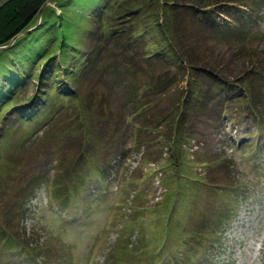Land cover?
Segmentation results:
<instances>
[{
	"label": "rangeland",
	"instance_id": "rangeland-1",
	"mask_svg": "<svg viewBox=\"0 0 264 264\" xmlns=\"http://www.w3.org/2000/svg\"><path fill=\"white\" fill-rule=\"evenodd\" d=\"M16 1L0 0V37ZM207 2L48 0L0 45V264L261 258L264 75L260 102L238 86L264 59V0ZM213 64L231 85L200 93L193 70ZM172 142L177 165L154 171Z\"/></svg>",
	"mask_w": 264,
	"mask_h": 264
},
{
	"label": "trees",
	"instance_id": "trees-1",
	"mask_svg": "<svg viewBox=\"0 0 264 264\" xmlns=\"http://www.w3.org/2000/svg\"><path fill=\"white\" fill-rule=\"evenodd\" d=\"M47 1L48 0H17L16 6H15V11L12 13L13 16L12 15L10 16L11 17L10 19L12 20V22L9 25V27L4 30V32L6 30H9V31L7 34H4L2 37H0V45L9 43L12 38H14L19 33L23 32V30H25L29 25H31L34 22V20L39 16L40 10L42 9L43 5L47 3ZM187 1L194 3L195 1L201 2L202 0H187ZM207 1H208L207 4L210 5L212 3H220V2H227V1L229 2L231 0H207ZM11 3H12V1H11ZM189 47L190 46H187V45L185 46V44H183V47H182L183 50L182 51L186 52L185 48H189ZM237 49H238L237 50L238 53L243 52L242 49H239V48H237ZM262 52L264 53L263 49H262ZM195 53H197V51H195ZM256 61H258V62H256ZM212 66L213 67H211V68H210V66H205L203 69L206 71H204V72H202V71L198 72V71H196L197 69L193 70V74L197 75V77H199L202 80V82H199V83H203L202 87L197 88V89H199L200 93H210L207 90L208 89L207 88V84H208L207 78H211V80H210L211 82L215 81V83H216L215 87H218L217 92H219L221 89H226L231 85L230 82H228V81L226 82V77L224 78V74L227 72H225V70H221L222 71L221 73L217 72L215 69L217 68L218 65L213 64ZM253 66L256 68V69L254 68L255 70L254 69H251L250 71L248 70L250 75L253 72L252 73L253 76L250 77L249 79L247 78L246 80L248 82H243L244 83L243 86H238V87H240L242 90H244L247 93H254V95L251 97V102L253 104H255L256 101L260 102V100H259L260 98H256V97H258L256 95V93L258 90V87H257L258 80L260 81L258 76L260 77V76L264 75V59L262 58V59L254 60ZM53 69H55V68H53ZM248 71H246V72H248ZM240 75H242V74L238 75V79H239V81H242V78L240 77ZM189 89H192V87L190 86ZM194 90H196V88H194ZM138 100H141V98L138 97L136 99V97H135V101H134L135 103L133 102L129 106V109H131L129 120L131 122H135L137 117L142 112L145 111L144 110L145 106H143L144 104L138 103ZM185 106H187V105H186L185 101H183L181 103L180 107L177 108L178 112L175 111L174 114H178V116H180L182 114V110L183 111L186 110ZM75 114H77V113H75ZM170 114L171 113L168 114L167 118L170 117ZM175 117L172 118L174 121H175ZM20 118L24 121L30 120V118L27 117L26 115L20 116ZM154 118H156V116H154ZM159 121L160 120H158V122ZM153 122H154V120L152 121L150 119H146V123L153 124ZM144 124L145 123L141 124V126H144L142 128L146 129L149 125H144ZM175 128L176 129L179 128L178 121L176 122ZM85 130L86 129L84 128V134L86 135ZM142 141H143L142 137H139V139H136L135 143H136V145H141ZM80 143L81 144H80L79 150L81 152L80 155L82 156L84 152H87V145H89V144H88L87 138L85 136H84V140L80 139ZM170 146L172 148V149H170V151H172V152L166 153L163 150L162 153L160 154L161 156L159 158H157V160L155 157H152L155 159L153 161H151V166L158 165V168H160L161 164L166 160L168 161V163L166 164L167 167L165 169H167L171 166L177 165L176 161H178L179 158L177 157V154L174 153L175 152L174 142H172V144ZM154 168H156V167H154ZM15 245H17V243H15ZM21 250H22V248H21Z\"/></svg>",
	"mask_w": 264,
	"mask_h": 264
},
{
	"label": "clouds",
	"instance_id": "clouds-1",
	"mask_svg": "<svg viewBox=\"0 0 264 264\" xmlns=\"http://www.w3.org/2000/svg\"><path fill=\"white\" fill-rule=\"evenodd\" d=\"M257 250L261 253V258L254 261V264H264V233H261L256 243ZM234 264H240L239 260L234 261Z\"/></svg>",
	"mask_w": 264,
	"mask_h": 264
},
{
	"label": "water",
	"instance_id": "water-1",
	"mask_svg": "<svg viewBox=\"0 0 264 264\" xmlns=\"http://www.w3.org/2000/svg\"><path fill=\"white\" fill-rule=\"evenodd\" d=\"M42 9H43V8H42ZM42 9H41L39 15L42 13ZM19 35H20V34L16 35V36L13 38V41H14ZM3 48H4V47H3ZM3 48H0V49H3Z\"/></svg>",
	"mask_w": 264,
	"mask_h": 264
},
{
	"label": "snow or ice",
	"instance_id": "snow-or-ice-1",
	"mask_svg": "<svg viewBox=\"0 0 264 264\" xmlns=\"http://www.w3.org/2000/svg\"><path fill=\"white\" fill-rule=\"evenodd\" d=\"M3 107V105L2 104H0V108H2Z\"/></svg>",
	"mask_w": 264,
	"mask_h": 264
}]
</instances>
